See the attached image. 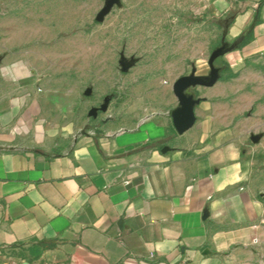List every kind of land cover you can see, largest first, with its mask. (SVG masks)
<instances>
[{"label": "crops", "instance_id": "0c3cea01", "mask_svg": "<svg viewBox=\"0 0 264 264\" xmlns=\"http://www.w3.org/2000/svg\"><path fill=\"white\" fill-rule=\"evenodd\" d=\"M232 8L237 41L224 74L185 92L198 102L181 135L170 117L178 102L108 135L82 132L79 92L60 88L72 72L28 51L0 58V254L70 264L256 261L264 202L249 177L264 141V0ZM84 107L87 116L97 109Z\"/></svg>", "mask_w": 264, "mask_h": 264}, {"label": "rangeland", "instance_id": "374dc122", "mask_svg": "<svg viewBox=\"0 0 264 264\" xmlns=\"http://www.w3.org/2000/svg\"><path fill=\"white\" fill-rule=\"evenodd\" d=\"M106 1L0 0V58L28 51L72 72L73 80L60 88L78 90L82 132L108 135L168 111L177 104L172 85L181 77H208L212 66L224 74V54L237 41L228 35L237 0H117L97 22ZM121 60L134 64L123 72ZM85 105L98 109L95 117L87 116ZM253 161L249 185L264 202V141ZM262 221L264 231V212ZM258 250L251 264H264V245ZM0 264L70 262L3 253Z\"/></svg>", "mask_w": 264, "mask_h": 264}, {"label": "water", "instance_id": "95a60500", "mask_svg": "<svg viewBox=\"0 0 264 264\" xmlns=\"http://www.w3.org/2000/svg\"><path fill=\"white\" fill-rule=\"evenodd\" d=\"M117 3V0H107L103 8L96 15L95 20L101 22L104 16L110 11L113 4ZM133 62H126L124 60L120 61L122 71L126 72L129 67H131ZM217 78V75H211L208 77H181L177 79L172 85V92L175 96L178 107L170 111V117L172 119L174 128L176 132L181 135L193 127L195 117H194V106L198 101L194 100L192 97L186 95V90L191 86H209ZM88 94V91L86 92ZM98 109H91L88 113L89 117H95ZM104 110V109H102ZM167 148H164L162 152H165Z\"/></svg>", "mask_w": 264, "mask_h": 264}, {"label": "trees", "instance_id": "16d2710c", "mask_svg": "<svg viewBox=\"0 0 264 264\" xmlns=\"http://www.w3.org/2000/svg\"><path fill=\"white\" fill-rule=\"evenodd\" d=\"M252 38V35L250 33H248L247 35H245L242 39H240V41L237 44V48L243 47L246 44H248L250 42Z\"/></svg>", "mask_w": 264, "mask_h": 264}, {"label": "flooded vegetation", "instance_id": "af4514ba", "mask_svg": "<svg viewBox=\"0 0 264 264\" xmlns=\"http://www.w3.org/2000/svg\"><path fill=\"white\" fill-rule=\"evenodd\" d=\"M216 59V58H215ZM215 61V60H214ZM213 61V62H214ZM214 68V66H212V70L210 71V75L209 76H211V75H217L218 74V70L217 69H213Z\"/></svg>", "mask_w": 264, "mask_h": 264}]
</instances>
